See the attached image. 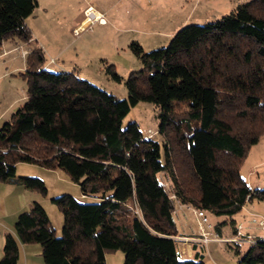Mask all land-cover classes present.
I'll return each mask as SVG.
<instances>
[{
    "label": "trees",
    "instance_id": "1",
    "mask_svg": "<svg viewBox=\"0 0 264 264\" xmlns=\"http://www.w3.org/2000/svg\"><path fill=\"white\" fill-rule=\"evenodd\" d=\"M38 4L0 0V48L14 36L33 39L26 20ZM130 47L143 68L127 79L125 99L74 72L48 70L42 49L26 55L28 98L0 129V182L47 195L42 180L16 175L19 163L37 164L63 171L93 200L52 199L64 217L60 236L33 202L7 235L0 264H18L21 244L40 245L44 264H106V253L119 250L124 264H206L202 250L189 258L179 251L176 199L211 220L225 217L214 223L219 233L225 225L236 230L234 218L248 201L264 200V188H251L240 172L264 135V0L187 25L167 47ZM109 71L120 81L113 66ZM139 102L159 110L164 158L160 142L136 122L123 126ZM235 253L238 264H264V239Z\"/></svg>",
    "mask_w": 264,
    "mask_h": 264
},
{
    "label": "rangeland",
    "instance_id": "2",
    "mask_svg": "<svg viewBox=\"0 0 264 264\" xmlns=\"http://www.w3.org/2000/svg\"><path fill=\"white\" fill-rule=\"evenodd\" d=\"M248 1L251 0H38V7L26 20L33 39L26 43L14 36L6 40V48H0V129L28 98L25 73L29 52L42 49L48 70L79 72L82 80L125 99L129 94L127 79L143 68L141 58L130 47L132 42H137L144 52L167 47L172 37L185 26L219 20ZM85 9L93 11L94 15L98 13V18L92 23L81 24L90 12ZM99 17L103 21H99ZM7 50L10 51L3 54ZM111 66L120 81L110 73ZM184 108L178 107V113L181 114ZM129 122H136L146 138L149 131L153 133L152 138L160 142L164 158L166 136L159 130L161 121L157 107L151 102H139L124 117L123 126ZM240 172L251 188H264V135L251 147ZM16 175L38 178L45 183L47 195L34 191L41 201L33 202L45 208L58 236L64 217L52 199L69 194L82 202L93 200H84L79 184L61 170L19 163ZM162 181L170 189L167 177L164 176ZM132 208L136 213L137 208ZM215 219L212 217L214 227ZM235 219L239 220V215ZM225 226L231 229L230 225ZM221 239L220 244L217 242L205 248V263L238 264L235 248L226 245L233 242ZM114 252L121 255L124 264V253L121 250Z\"/></svg>",
    "mask_w": 264,
    "mask_h": 264
},
{
    "label": "crops",
    "instance_id": "3",
    "mask_svg": "<svg viewBox=\"0 0 264 264\" xmlns=\"http://www.w3.org/2000/svg\"><path fill=\"white\" fill-rule=\"evenodd\" d=\"M86 11L87 9H85V12ZM86 19L87 18H85L81 22V24L86 23V21H88ZM5 42L6 40L3 41L1 48L3 47L6 48ZM8 51L10 50L4 51L3 54L7 53ZM76 75L80 79H82L81 78L82 76L79 72H77ZM252 188L254 189L258 187H252ZM33 201H39V202L41 201L38 198L37 193H35L34 191L27 190L18 183L0 182V261L4 256V245L7 235L9 234L15 235V223L17 221L19 214L22 213L23 211L28 210L31 207ZM238 215H239V220H236L235 218L234 219L236 220L237 228L239 226L242 227L241 229L242 233L249 235L251 237H262L264 235L263 231L258 227V225L253 222L254 219H258L259 217L264 216V200L248 201ZM215 218H216L215 222L217 220L224 221L226 219L225 217H219V218L215 217ZM177 222L180 229V235H178L177 237L182 236V237L192 238L193 230L196 229V220L194 215L190 212L186 213V219H182L181 217L177 219ZM237 228L236 230H232V228L228 230V227L224 226L222 228V233L219 232L218 233L221 235L222 238L226 239V242L228 243L229 242L228 240L234 239L236 237ZM175 239L177 240V238ZM177 243L180 253L184 257L189 258L192 257L195 254V252L198 250H202L204 253L205 248L208 247V245L216 244L217 242L216 241L210 242L206 246L200 244V246L201 247L203 246L202 248L204 249H200L201 248L200 246L198 247V249H195L194 245L197 244V242L190 239H188L187 241L179 240ZM218 243L220 244V242ZM226 245L231 249L236 248L237 246L241 251L243 250L242 247L246 245L245 246L246 248L242 252H246L250 248L249 242H239V243L233 242L231 244H226ZM220 249L222 248L220 247ZM18 264H44L41 246L37 244H33V245L21 244ZM106 264H122L121 255L118 252L106 253Z\"/></svg>",
    "mask_w": 264,
    "mask_h": 264
},
{
    "label": "built area",
    "instance_id": "4",
    "mask_svg": "<svg viewBox=\"0 0 264 264\" xmlns=\"http://www.w3.org/2000/svg\"><path fill=\"white\" fill-rule=\"evenodd\" d=\"M88 11V10H87ZM97 19V16L94 14L87 17L88 22L92 23L93 20L95 21ZM103 21V20H99ZM148 138L153 137V133L149 131ZM165 184V183H164ZM166 186V184H165ZM171 198L176 199L175 195H171ZM192 213L196 220V229L193 230V237H176L177 240L187 241L188 239L194 240L197 243L201 245H208L210 242L216 241L220 242L221 236L219 233L216 232L215 227L212 223V220L210 219L209 215L206 213V211L202 209H198L190 204H184L178 199L175 201V208H174V215L178 218L186 219V213ZM137 214H141L138 209H136ZM253 222L258 225V227L263 231L264 233V216L259 217L258 219H254ZM242 227L239 226L236 231V237L234 239L228 240L229 242L239 243L242 241L249 242L250 245H253L257 239V237H251L249 235H246L242 233L241 231ZM264 239V235L260 237Z\"/></svg>",
    "mask_w": 264,
    "mask_h": 264
},
{
    "label": "bare ground",
    "instance_id": "5",
    "mask_svg": "<svg viewBox=\"0 0 264 264\" xmlns=\"http://www.w3.org/2000/svg\"><path fill=\"white\" fill-rule=\"evenodd\" d=\"M89 10V9H88ZM90 11V12H89ZM88 12H89V14H88V16H90V15H92L93 14V11H91V10H89ZM95 16H99L98 14L97 15H95ZM98 18V17H97ZM99 20H103V18L102 17H99ZM87 24V23H86Z\"/></svg>",
    "mask_w": 264,
    "mask_h": 264
}]
</instances>
